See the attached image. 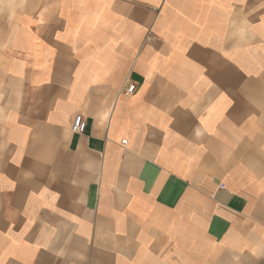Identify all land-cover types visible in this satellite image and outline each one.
Masks as SVG:
<instances>
[{
	"label": "crops",
	"instance_id": "1",
	"mask_svg": "<svg viewBox=\"0 0 264 264\" xmlns=\"http://www.w3.org/2000/svg\"><path fill=\"white\" fill-rule=\"evenodd\" d=\"M0 264H264V0H0Z\"/></svg>",
	"mask_w": 264,
	"mask_h": 264
},
{
	"label": "built area",
	"instance_id": "2",
	"mask_svg": "<svg viewBox=\"0 0 264 264\" xmlns=\"http://www.w3.org/2000/svg\"><path fill=\"white\" fill-rule=\"evenodd\" d=\"M136 86L134 84H130L127 86L125 94L130 95L134 92ZM86 129V123L81 115H78L74 118L71 130L75 134H82ZM125 143V142H124Z\"/></svg>",
	"mask_w": 264,
	"mask_h": 264
}]
</instances>
